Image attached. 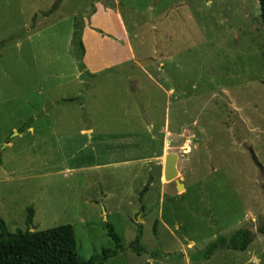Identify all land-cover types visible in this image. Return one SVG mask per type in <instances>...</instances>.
<instances>
[{
    "label": "rangeland",
    "instance_id": "1",
    "mask_svg": "<svg viewBox=\"0 0 264 264\" xmlns=\"http://www.w3.org/2000/svg\"><path fill=\"white\" fill-rule=\"evenodd\" d=\"M56 1L0 0V217L8 230H26L33 207L30 229L73 225L84 260L115 247L111 223L122 249L105 264H264L257 226L246 251L194 258L217 235L264 219L259 0H102L150 11L154 23L113 7L133 57L95 73L86 66L93 77L78 66L75 21L84 15L91 63L111 52L114 36L86 17L95 0H61L50 12ZM95 21L116 31L112 18ZM171 152L181 190L164 175ZM139 223L141 254L132 248Z\"/></svg>",
    "mask_w": 264,
    "mask_h": 264
},
{
    "label": "trees",
    "instance_id": "2",
    "mask_svg": "<svg viewBox=\"0 0 264 264\" xmlns=\"http://www.w3.org/2000/svg\"><path fill=\"white\" fill-rule=\"evenodd\" d=\"M60 2L61 0H57L50 12L55 11ZM96 2H102V0H95V3ZM259 4L264 22V0H259ZM115 6L117 5H107V7L111 8ZM95 11L96 7L95 4H93L91 11L84 13L87 14L86 17L90 18ZM81 16L84 15L80 14L74 23L75 29L72 41L77 47L78 66L82 77H93V74L86 70V65L83 60L85 45L81 39L84 29ZM71 100L70 98L64 99V101ZM255 161H257L256 158ZM149 187L150 182L146 183L142 188L139 195V200L141 202L146 192L149 190ZM141 209H144V205L141 206ZM33 218L34 208L30 207L27 216L28 228L26 230L11 232L8 230L5 220L0 217V264H105L109 258L116 256L122 249L120 235L111 223H107L106 228L108 234L112 236L115 241V247L104 248L101 253L93 254L88 260H84L78 250L73 225L63 224L43 230H31L30 225L33 223ZM256 226L258 232L264 234V219H259L257 225L250 224L248 227L240 228L229 237L223 234L217 235V237L194 258L197 260H207L217 251L224 249L246 251L255 238L253 228ZM142 237L143 227L142 224L139 223L135 241L132 242V248L139 254L147 251L146 247L141 243ZM157 254L158 253L152 255L156 256Z\"/></svg>",
    "mask_w": 264,
    "mask_h": 264
},
{
    "label": "crops",
    "instance_id": "3",
    "mask_svg": "<svg viewBox=\"0 0 264 264\" xmlns=\"http://www.w3.org/2000/svg\"><path fill=\"white\" fill-rule=\"evenodd\" d=\"M115 1L117 2L118 0ZM96 6H97V11L91 17L92 26L100 27L103 30L106 29L107 32L111 33V35L114 36V39L111 41V44L108 45L111 48V52H108L106 55H102L99 58L100 59L99 64L91 63L90 61H88L85 53V58H84L85 64L92 73H95L104 67L112 66L117 62H120L122 60H127L133 57V52L131 51L130 45L128 43L127 29L123 19V15L120 12L105 6V4H103L102 2H97ZM99 16L102 19L103 17L107 19L112 18L114 22H116L117 24L116 31L112 32L114 31V27L110 23L107 24L105 27L104 24L95 21V19ZM85 35H86V30H85ZM85 47H86V42H85ZM125 50H128L129 53L128 56H124L121 54V51H125Z\"/></svg>",
    "mask_w": 264,
    "mask_h": 264
},
{
    "label": "water",
    "instance_id": "4",
    "mask_svg": "<svg viewBox=\"0 0 264 264\" xmlns=\"http://www.w3.org/2000/svg\"><path fill=\"white\" fill-rule=\"evenodd\" d=\"M117 9L121 13L130 14L134 18L136 23L140 21L144 23H148V24L154 23V21L151 19L150 11L139 12L133 8H129L120 3L117 5ZM140 63H142V61ZM177 160H178V155L176 153L171 152L166 155L164 175H165L166 180L175 181L177 184L178 190H181L182 188H184V184L177 177L178 176Z\"/></svg>",
    "mask_w": 264,
    "mask_h": 264
},
{
    "label": "bare ground",
    "instance_id": "5",
    "mask_svg": "<svg viewBox=\"0 0 264 264\" xmlns=\"http://www.w3.org/2000/svg\"><path fill=\"white\" fill-rule=\"evenodd\" d=\"M79 232V231H78ZM81 236V235H80ZM85 240V239H84ZM85 242V241H84ZM90 245V244H89Z\"/></svg>",
    "mask_w": 264,
    "mask_h": 264
}]
</instances>
